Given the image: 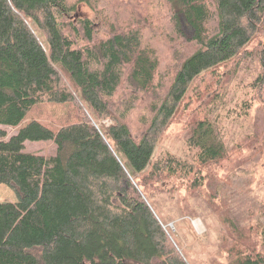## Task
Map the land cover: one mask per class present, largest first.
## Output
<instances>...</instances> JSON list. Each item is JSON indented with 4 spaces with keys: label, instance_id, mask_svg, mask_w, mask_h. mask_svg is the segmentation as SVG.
Segmentation results:
<instances>
[{
    "label": "trees",
    "instance_id": "1",
    "mask_svg": "<svg viewBox=\"0 0 264 264\" xmlns=\"http://www.w3.org/2000/svg\"><path fill=\"white\" fill-rule=\"evenodd\" d=\"M163 1L191 30L195 50L158 89L160 60L142 30L95 39L88 19L75 25L83 35L67 23L74 14L68 0H0V185L15 196L0 203V264H186L143 188L162 177L191 178L200 187L196 169L224 159L226 148L206 112L193 120L186 140L195 164L172 157L147 171L155 136L196 78L235 60L249 44L264 23V0ZM173 25L180 29L176 16ZM120 91L134 94L126 106L117 103ZM151 92L154 101L140 118L148 132L134 138L124 121L136 110L137 95ZM46 104H81L88 114L59 127L27 120ZM105 118L111 123L97 122ZM27 142H51L55 151L30 152ZM231 264H264V256L243 253Z\"/></svg>",
    "mask_w": 264,
    "mask_h": 264
},
{
    "label": "rangeland",
    "instance_id": "2",
    "mask_svg": "<svg viewBox=\"0 0 264 264\" xmlns=\"http://www.w3.org/2000/svg\"><path fill=\"white\" fill-rule=\"evenodd\" d=\"M68 4L74 7V14L67 23L75 26L78 19H88L95 39L107 36L108 31L142 30L160 60L154 84L158 89L170 83L183 58L195 50L191 30L163 0H68ZM175 16L180 29L173 25ZM31 27L43 42L42 32ZM75 28L83 35L82 28ZM129 96L120 91L117 103L126 106L124 99ZM137 96L136 110L124 121L134 138L148 132L147 123L143 125L140 118L146 108L149 112L155 92ZM78 106H38L27 120L59 127L81 112L88 114L83 105ZM206 112L218 124L226 157L196 169L204 180L200 187H193L191 178L162 177L144 186L145 199L161 222L169 245L186 264H231L243 253L264 256V23L235 60L194 80L178 113L156 133L147 171L154 165L164 167L173 158L193 164L195 150L188 148L186 140L193 120ZM97 122L108 125L111 120ZM7 131L13 134L15 129ZM25 146L27 151L44 155L55 151L51 142H27ZM14 197L0 185V203L13 202ZM153 263L162 264L160 260Z\"/></svg>",
    "mask_w": 264,
    "mask_h": 264
}]
</instances>
